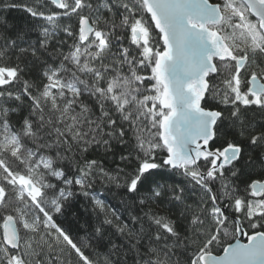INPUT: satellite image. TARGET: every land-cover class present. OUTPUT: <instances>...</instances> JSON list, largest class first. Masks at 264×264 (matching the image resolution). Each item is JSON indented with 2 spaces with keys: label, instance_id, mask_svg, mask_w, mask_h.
I'll return each instance as SVG.
<instances>
[{
  "label": "snow or ice",
  "instance_id": "snow-or-ice-1",
  "mask_svg": "<svg viewBox=\"0 0 264 264\" xmlns=\"http://www.w3.org/2000/svg\"><path fill=\"white\" fill-rule=\"evenodd\" d=\"M0 264H264V0H0Z\"/></svg>",
  "mask_w": 264,
  "mask_h": 264
},
{
  "label": "trees",
  "instance_id": "trees-1",
  "mask_svg": "<svg viewBox=\"0 0 264 264\" xmlns=\"http://www.w3.org/2000/svg\"><path fill=\"white\" fill-rule=\"evenodd\" d=\"M4 15L7 16V19L10 23L15 24L17 26H23L29 23L31 20V18L24 11L20 9H10L6 13H4ZM105 195H108L109 199H111V196L108 193H105ZM68 219H69V222L73 224V227H76L71 217H69Z\"/></svg>",
  "mask_w": 264,
  "mask_h": 264
}]
</instances>
